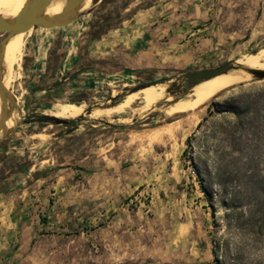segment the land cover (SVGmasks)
Instances as JSON below:
<instances>
[{"label":"rangeland","instance_id":"1","mask_svg":"<svg viewBox=\"0 0 264 264\" xmlns=\"http://www.w3.org/2000/svg\"><path fill=\"white\" fill-rule=\"evenodd\" d=\"M25 41L8 89L21 120L0 133V264H264V79L214 97L199 127L165 112L188 101L186 73L247 68L264 48V0H100ZM158 85L148 109L22 122Z\"/></svg>","mask_w":264,"mask_h":264},{"label":"bare ground","instance_id":"2","mask_svg":"<svg viewBox=\"0 0 264 264\" xmlns=\"http://www.w3.org/2000/svg\"><path fill=\"white\" fill-rule=\"evenodd\" d=\"M25 2L26 0H0V16L6 19L16 16L22 10ZM62 3H64V1H56L52 3L46 9L45 15L53 16L59 14L60 13L59 5ZM91 7H92V0H85L80 7V13L82 14L87 13L91 9ZM32 30L13 36L9 44V47L4 55V63L1 71L2 73L1 81L6 90L9 89L10 83L15 78L14 67L19 65V62L23 58L24 51L27 45L25 39L30 35ZM249 59H251L252 62L249 63L248 65H242V66L247 67L249 69L264 70V48L256 55H250ZM240 64H243V62H240ZM258 66L262 67L263 69L258 68ZM247 76L249 75L242 70H232L227 74H223L215 78H212L206 82H202L198 84L199 86L196 85L197 87L194 86L195 88H192L190 90V93L185 97L188 99L187 102H181L180 101L181 99L177 101H172V103L170 104L171 107L168 108L167 111L165 110L164 111L168 113L169 115L168 118L178 114L191 113L192 121H190L188 125L191 126L193 124L196 126L198 124L199 113L207 106L209 101H211L214 97L226 91L227 89L242 84L247 79ZM154 87L156 88H149V89L145 88L146 90L145 91L143 90V92H136L133 95L131 94L127 96L125 98L124 103L117 104L115 108L113 105L110 108H104V109L93 108L88 112L86 110L85 105L78 108L76 105L68 101H65L58 108V110L61 111L60 113H58V115L56 113H51V112H47L43 115H47L55 118H62V119H74L83 116L85 113H87L89 117L95 119H101L106 117L110 118L115 113L130 109L132 105L137 101H141L142 104L141 109H148L165 98V95L160 93V91L164 89V85H158ZM112 93H114L115 96L116 91H112ZM165 100L171 101L172 99L168 97ZM14 101L16 102L15 104L16 108H11V105L8 103V108L6 110L8 113V120L4 125L3 131L13 128V126L16 125L19 120H21L20 112H19L20 110L18 105L19 101L16 97H14ZM0 110H1V103H0ZM134 111L136 113L139 112V110L137 109ZM124 120L126 121V119ZM184 135H185L184 132L182 131L178 132L179 138L184 137Z\"/></svg>","mask_w":264,"mask_h":264},{"label":"water","instance_id":"3","mask_svg":"<svg viewBox=\"0 0 264 264\" xmlns=\"http://www.w3.org/2000/svg\"><path fill=\"white\" fill-rule=\"evenodd\" d=\"M56 1H64V5L59 14L53 16L45 15L46 9ZM85 0H26L22 10L14 17L3 18L0 16V34L6 33V37L0 43V133L3 131L4 125L8 120V103L11 108H16L14 97L10 95L8 90L2 84L1 77V67L2 60L4 57L5 46L9 38L25 33L34 28L43 29H53L66 27L77 21L84 14L80 13V7ZM100 0H92V6L97 4ZM238 66L226 63L220 67L203 69L188 72L184 75V82L187 87L191 90L194 86L206 82L217 76L227 74L232 70H238ZM243 70L254 76L256 79H264V71L258 69L243 68ZM63 81L58 82L53 85V87H58L62 85ZM175 84H172L173 88ZM147 87H136L133 89L132 93L143 90ZM172 93V89L169 90ZM23 124H53V125H67L69 123L68 119H59L47 115H29L25 119H22ZM13 129V128H12Z\"/></svg>","mask_w":264,"mask_h":264},{"label":"crops","instance_id":"4","mask_svg":"<svg viewBox=\"0 0 264 264\" xmlns=\"http://www.w3.org/2000/svg\"><path fill=\"white\" fill-rule=\"evenodd\" d=\"M53 85H52L51 88L47 89L49 93L53 92L54 88H57V87H53ZM1 226L2 225H0V232H1ZM8 239L11 240V237L10 236L8 237L7 235H3L2 236L1 233H0V242L2 243V245L0 247V257H5V255H6V251H7V248H8V245H7Z\"/></svg>","mask_w":264,"mask_h":264},{"label":"trees","instance_id":"5","mask_svg":"<svg viewBox=\"0 0 264 264\" xmlns=\"http://www.w3.org/2000/svg\"><path fill=\"white\" fill-rule=\"evenodd\" d=\"M208 111H209V109H208ZM200 125H201V123H199L197 125V127H199ZM185 153H186V149L183 151V154H185ZM200 185H202L201 181H200ZM204 193H207V192L204 190ZM208 198H210L209 195H207V200H209ZM212 217H213V215H212Z\"/></svg>","mask_w":264,"mask_h":264}]
</instances>
